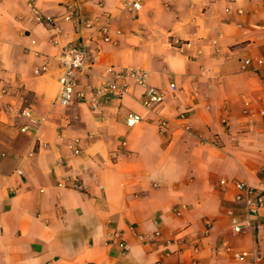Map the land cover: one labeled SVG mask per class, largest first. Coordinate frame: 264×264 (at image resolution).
Here are the masks:
<instances>
[{"label": "crops", "instance_id": "crops-1", "mask_svg": "<svg viewBox=\"0 0 264 264\" xmlns=\"http://www.w3.org/2000/svg\"><path fill=\"white\" fill-rule=\"evenodd\" d=\"M28 2L52 17L74 3L76 14L55 34ZM140 3L0 0V264H238L224 246L256 257L244 264H264V66L256 63L264 3ZM71 41L89 51L86 89L111 68L143 69L145 84L163 94L157 113L140 104L146 87L132 81L98 112L76 100L57 104L55 56ZM24 105L34 123L16 115ZM129 112L142 120L127 126ZM157 114L168 120L163 132ZM234 181L254 187L260 204L252 229L239 233L227 215L239 210ZM118 237L129 244L124 256Z\"/></svg>", "mask_w": 264, "mask_h": 264}, {"label": "built area", "instance_id": "built-area-1", "mask_svg": "<svg viewBox=\"0 0 264 264\" xmlns=\"http://www.w3.org/2000/svg\"><path fill=\"white\" fill-rule=\"evenodd\" d=\"M78 1V0H76ZM123 8L127 9H139L141 6V0H119ZM264 3V0H262ZM28 7L32 13L33 19L42 23L49 30L55 32L58 31V24L60 20H71L76 14V6L74 3L68 4L66 11L59 17L45 16L41 14L32 4L28 2ZM94 21H97L96 18ZM91 21L85 20V25L88 26ZM98 31L101 33L103 40H108V28L105 24L99 26ZM51 40L55 43V36H51ZM60 51L55 56L57 67L59 71L58 84L59 89L55 97V102L61 106L70 104L73 100L79 102H85L92 111L98 112L101 104L108 102L112 97H120L122 94L128 92V81H132L136 84L145 85V90L140 98V104L150 111L157 113V106L163 100V94L158 92L154 87L147 86L146 71L137 68H120L110 69V76L100 77L98 81L86 89V80L91 79L94 76L92 63L88 57L87 48L85 45L80 44L77 41H71L67 45H62ZM251 60L245 59L243 61V67L250 65ZM258 66H264V58L256 59ZM47 65L44 64L36 73H44ZM169 89L175 90L174 83L169 84ZM88 91V94H87ZM259 110V114L264 116V106ZM18 117H24L27 122L34 123V117L31 109L28 105L19 107L16 110ZM142 117L139 114L129 112L126 114V125L131 127L137 122L141 121ZM168 120L157 114V125L159 131L163 132L166 129ZM28 124H24L19 127L21 132H28L30 130ZM33 129V128H32ZM38 140V139H37ZM124 144V142H123ZM40 147H45L44 142L38 140ZM69 148L74 155L80 154V149L74 143L69 144ZM17 174H21V171L17 169ZM69 179H63L57 183L58 186H67ZM219 184L224 185L225 181L221 180ZM71 187L79 188L80 185L77 182H72ZM232 187L235 190L233 201L238 206V212L233 213L228 211L229 222L232 226V230L236 233L245 232L251 230L254 225V220L258 214L259 199L256 197V191L247 181H234ZM179 212H177L178 214ZM208 226L210 222L205 221ZM154 241L160 240V232H153ZM166 244L172 243L171 239H166ZM114 249L119 256H124L129 250V244L125 239L118 237ZM224 250L233 258L238 264H244L249 258L256 259V257L249 251H234L227 246H224ZM259 258V257H258ZM190 264H195V260H192Z\"/></svg>", "mask_w": 264, "mask_h": 264}]
</instances>
